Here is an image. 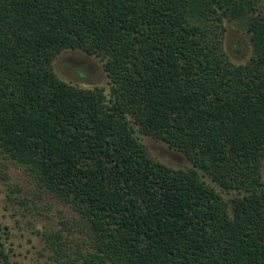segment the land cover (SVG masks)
Segmentation results:
<instances>
[{
  "label": "trees",
  "instance_id": "16d2710c",
  "mask_svg": "<svg viewBox=\"0 0 264 264\" xmlns=\"http://www.w3.org/2000/svg\"><path fill=\"white\" fill-rule=\"evenodd\" d=\"M66 51L100 59L109 90L61 78ZM11 167L73 213L36 230L51 264H264L261 0H0L1 181ZM11 238L0 222V263Z\"/></svg>",
  "mask_w": 264,
  "mask_h": 264
},
{
  "label": "rangeland",
  "instance_id": "374dc122",
  "mask_svg": "<svg viewBox=\"0 0 264 264\" xmlns=\"http://www.w3.org/2000/svg\"><path fill=\"white\" fill-rule=\"evenodd\" d=\"M264 10V0H261ZM228 32L224 40L226 51L235 63H243L252 56L250 37L244 23H227ZM55 70L61 78L84 88L103 87L109 90L110 79L104 70L103 62L82 52L66 51L55 61ZM144 144L155 159L174 166H185L188 162L184 156L173 151L168 145L153 138H144ZM10 180H0V222L11 228L12 238L7 244L11 248V264H51V252L36 230H64L63 223L73 218L70 208L53 197L18 167H11ZM19 192L13 194L9 186ZM28 205L26 209L25 206ZM34 228V230H33ZM65 236L68 234L66 230ZM72 244L77 238L71 233ZM4 264V263H0Z\"/></svg>",
  "mask_w": 264,
  "mask_h": 264
}]
</instances>
